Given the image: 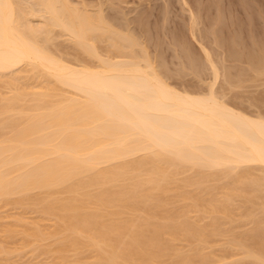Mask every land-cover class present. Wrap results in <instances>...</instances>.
Listing matches in <instances>:
<instances>
[{"label":"bare ground","instance_id":"bare-ground-1","mask_svg":"<svg viewBox=\"0 0 264 264\" xmlns=\"http://www.w3.org/2000/svg\"><path fill=\"white\" fill-rule=\"evenodd\" d=\"M109 1L0 0L10 6L0 7V204L20 210L2 218L0 208V221L13 219L0 222L4 242L19 235L13 241L19 246L0 242V260L15 264L14 252L20 256L37 243L33 249L53 253V264H262L264 97L250 98L252 106L260 100L261 112L243 109V98L225 97L242 84L255 85L252 79L264 80V42L255 51L220 49L233 24L224 34L214 24L205 31L199 26L208 25L211 0L198 1L201 15L189 0H179L190 42L210 74L199 80L205 90L180 88L179 80L170 83L169 62L159 59L164 48L152 54L139 32L143 17L133 19L120 6L123 20L117 21L104 4H121ZM184 42L177 45L195 72L201 59L196 64L194 45ZM170 46L172 52L176 45ZM228 53L253 71L251 80L246 68L233 75L222 66ZM29 210L36 217H26ZM237 222L250 227L238 223L237 231Z\"/></svg>","mask_w":264,"mask_h":264},{"label":"rangeland","instance_id":"rangeland-1","mask_svg":"<svg viewBox=\"0 0 264 264\" xmlns=\"http://www.w3.org/2000/svg\"><path fill=\"white\" fill-rule=\"evenodd\" d=\"M79 2V1H81V0H73V2ZM84 1H86L88 4H90V3H93V5H95L96 4V2L97 3H99V1H101V0H84ZM89 1V2H88ZM96 1V2H95ZM114 1L115 0H110L109 2H113L112 4H121V5H119L118 7L116 6V5H114V6H112L111 5V7H109L110 5H108L106 2V4L107 5H105L104 4V7L106 6V8H108L109 9V11H108V9H106L105 8V11H107L106 13L107 14H111L110 16L111 17H115L116 18V20H117V18H121L120 19V21H122L123 19V17L121 16L122 14H123V12H124V10H125V12H124V14L125 15H130L131 14V12H132V14H133V12H134V9H135V11L136 10H138V12L136 13H134V16L131 14V18H133V19H135V18H137V17H140V16H142L143 17V21H144V29H142V30H144V33H143V31L141 32V29H139V32L140 33H142L141 35H144V38L146 39H149V40H147L146 39V41H147V45H148V49L149 50H151L150 52L153 54V51L155 52V50H157V52L158 53H160V51H161V49L162 48H164L165 49V46L166 45H168L169 47H171L170 45H176L175 47L174 46H172V47H174L175 48V52H173L174 51V48H173V50H172V52H171V49H169V47L167 48V46H166V49L165 50H168V52H167V54H165L166 53V51L163 49V51H161V57L159 56V59L160 60H162V62L163 63H167V62H169L168 63V67L170 68V67H172V68H175V69H177L178 70V73H180V75H181V73H182V77H184V78H182L181 76V78L182 79H180V77H178L179 75L176 73V71L177 70H175V69H173V70H175V73L173 72V70H172V68H170V69H168V67H167V69H168V71L170 72V70L172 71V73L173 74H177L176 76H177V78H176V76H173V74H172V76L170 75V73H168V75L169 76H171V78H172V80L171 79H169V82H170V80L172 81V82H170V83H174V82H177L178 80V82L180 83V85L179 86H177L176 84L178 83H174V85H176L177 87H184V86H188L186 89H191L192 87V89H195V87H198V88H196V89H201V87L203 86V87H205V86H208V85H205L204 84V82H202V81H199L200 79H202V78H204V76H205V73H207V74H209L208 72H209V69L207 68V65H203V63L205 64V62L202 60V53H201V51L199 50V49H195V48H198V46H196L195 45V43H191L190 42V38L188 37L189 36V34H187L188 33V27L187 28H185L186 26H188V15H186L187 14V12L186 11H184V8H183V13L182 12H180V10H182L181 8V4L179 3L180 1L179 0H147V1H150L149 3L148 2H146V0H139L140 2H139V4L137 3L138 2V0H126L127 1V4L129 3V2H131L130 4H128V7H125V6H127V5H125L126 4V1H125V4H124V0H122V1H120V0H117V1H120V2H123V3H117V1H115V3H114ZM142 1V2H141ZM166 2V3H168L167 4V6H166V8L165 7H163V6H165V4L166 3H163V2ZM190 1V3H192V5H193V8H194V11L197 13V15L199 14V15H201L202 14V11H201V4H199V0H189ZM136 4H138V5H140L139 7H136V6H138L137 4L136 5H134V3ZM179 3V5L177 4V3ZM214 2V3H213ZM218 2V3H217ZM243 4H242V3ZM148 3V4H147ZM155 3V4H154ZM232 3V4H231ZM231 3H227V2H225V0H211V15H209V17L207 18V24L208 25H202V23L200 24V26L199 27H201L202 29L204 28V27H206L205 28V31H209L210 30V28L212 27V26H214V25H216L215 26V28L217 29H215V31L216 32H218V34H224V32H226V30H225V28H226V25L228 24V23H232L233 24V27H232V29H230L229 31H228V33H230V34H226V36H225V38H224V36L223 37H221L220 39H219V42H218V44L220 43V45H218L219 47L221 46V47H223V48H228V49H240V50H248V49H251V47H252V49L251 50H256L258 47H259V45H262L263 44V42H264V3L263 4H261V6H259L258 5V2L256 1V0H233V2L231 1ZM250 3V4H249ZM256 3V4H255ZM122 4H124V5H122ZM131 4H133V5H131ZM146 4V5H145ZM219 4V5H218ZM131 5V6H130ZM148 5V6H147ZM149 5H150V7H149ZM152 5V6H151ZM226 5V6H225ZM236 5V6H235ZM121 6V7H120ZM180 6V7H179ZM240 7V8H246L247 10V12H242V14L240 13V14H237L236 13V10H234V7ZM245 6V7H244ZM112 7H115L114 9H116V8H118V9H116V10H114V9H111ZM122 8V9H124V10H122V9H120V8ZM155 7V8H154ZM226 7V8H225ZM259 7V8H258ZM133 8V9H132ZM147 8H149L148 10H147ZM160 8V9H159ZM169 8V9H168ZM175 8V9H174ZM200 8V9H199ZM215 10H214V9ZM122 10L121 12H120V10ZM126 9H127V12H129V13H126ZM145 9V10H144ZM150 9H152V10H150ZM158 9H159V11H160V13H159V11H158ZM198 9H199V12H198ZM252 9V10H251ZM259 9V10H258ZM112 12H111V11ZM133 10V11H132ZM142 10H143V12H142ZM157 10V11H156ZM171 10H172V12H171ZM218 10L220 11L219 12V14L220 15H218V14H216V13H218ZM258 10V11H257ZM116 11H118L119 12V14H118V12H116ZM147 11V12H146ZM214 13H213V12ZM216 11V12H215ZM116 12V13H115ZM151 12V13H150ZM158 12V13H157ZM167 12V15H163V14H165ZM177 12V13H176ZM120 13H121V15H120ZM142 13H144V14H142ZM156 13V14H155ZM171 13V16L170 15H168V14H170ZM186 13V14H185ZM230 13H232V14H230ZM119 16H118V15ZM180 14V15H179ZM185 14V15H184ZM214 14V15H213ZM234 14H235V16H234ZM244 14V15H243ZM249 14H250V16H249ZM138 15V16H137ZM149 15V16H148ZM229 15V16H228ZM243 15V16H242ZM261 15H263V16H261ZM121 16V17H120ZM137 16V17H136ZM166 18H165V17ZM224 16V17H223ZM234 16V17H233ZM182 17H184V19H185V21H183L184 19L182 18ZM211 17V18H210ZM228 17V18H227ZM128 18H130V16L128 17ZM149 18V19H148ZM163 18L165 19L164 20V26H162L163 25ZM215 20H214V19ZM221 18V19H220ZM224 18V19H223ZM161 19H162V21H161ZM166 19H168L167 21H166ZM213 19V20H212ZM226 19V20H225ZM157 20H158V22H157ZM201 20V19H200ZM217 20H220L219 22H218V25L219 26H217V24H215V23H217L216 21ZM229 22H228V21ZM230 20H231V22H230ZM258 20V21H257ZM118 21V20H117ZM171 21V22H170ZM226 21V22H225ZM262 21V22H261ZM147 22V23H146ZM160 22V23H159ZM172 22H174V23H172ZM182 22V23H181ZM187 22V23H186ZM215 22V23H214ZM251 22V23H250ZM159 23V24H158ZM184 23V24H183ZM186 23V24H185ZM242 23V24H241ZM255 23V24H254ZM162 24V25H161ZM166 24V25H165ZM181 24V25H180ZM211 24V25H210ZM214 24V25H213ZM224 24V25H223ZM251 24V26H249ZM153 25H154V27H153ZM156 25V26H155ZM173 27H171V26ZM146 26V27H145ZM184 26V27H183ZM204 26V27H203ZM208 26H209V28H208ZM158 27V28H157ZM162 27H164V28H162ZM168 27V28H167ZM180 27H181V29H180ZM154 28V29H153ZM183 28V29H182ZM185 28V29H184ZM149 29H150V31H149ZM156 29V30H155ZM167 31H165V30ZM179 29H180V31H179ZM148 30V31H147ZM174 32L173 34H172V31ZM187 30V31H186ZM157 31V32H156ZM162 31V32H161ZM170 31V32H169ZM148 32L149 33H151V34H148ZM159 32V33H158ZM180 32V33H179ZM181 32H183V33H181ZM246 32V33H245ZM156 33H158V35H156L155 36V34ZM163 33V34H162ZM165 33V34H164ZM167 33V34H166ZM185 33V34H184ZM182 34V35H181ZM235 34V35H234ZM161 35V36H160ZM163 35H166L165 37H167V39H165V37H163ZM174 35V37H175V39H174V37L173 38H171V36H173ZM232 35V36H231ZM147 36V37H146ZM149 36H151V37H149ZM158 36V37H157ZM159 36H160V39H159ZM231 36V37H230ZM61 37V36H60ZM163 37V38H162ZM182 37V38H181ZM183 37H184V39H186V40H184L183 39ZM249 37V38H248ZM171 38V39H170ZM179 39V41H180V43H178L179 41H178V39ZM181 38V39H180ZM60 39H62L63 41H62V43L66 46L67 45V42L66 41H64V37H62V38H60ZM165 39V40H164ZM173 39V44H168L169 42H171V40ZM183 39V40H182ZM222 39V40H221ZM228 39V40H227ZM230 39V40H229ZM234 39V40H233ZM252 39H253V41H252ZM57 41L59 40V37H57V39H56ZM156 40V41H155ZM162 40V41H161ZM167 40V41H166ZM169 40V41H168ZM176 40V41H175ZM227 40V41H226ZM151 41V42H150ZM159 41V42H158ZM160 41H161V43H162V45L160 44ZM165 41V43L163 44V42ZM186 42V45H188V46H190L191 47V45L193 44L194 45V54L195 53H197V54H195L194 55V57L196 58V60H195V63H196V61H198V60H200V61H198V63H200L201 62V64L200 65H197L196 67L197 68H195V72H194V69H192L191 68V66L192 65H190V63H189V61H188V59H185L186 58V52H185V50L183 49V47H182V49H181V47L179 48V46L178 45H180L182 42ZM189 41V42H188ZM222 41V42H221ZM232 41V42H231ZM234 41V42H233ZM58 42H61L60 40L58 41ZM157 42V43H156ZM184 42V43H185ZM242 42V43H241ZM253 42H254V45H253ZM66 43V44H65ZM152 43V44H151ZM153 43H156V44H154V47L152 48V46L151 45H153ZM227 43V44H226ZM229 43V44H228ZM233 43V44H232ZM150 44V45H149ZM159 44V45H158ZM166 44V45H165ZM178 44V45H177ZM191 44V45H190ZM234 44L236 45V46H234ZM258 44V45H257ZM253 45V46H252ZM68 47H69V45H67ZM157 46H160V47H157ZM161 46H162V48H161ZM181 46H182V44H181ZM196 46V47H195ZM218 46H216V47H214V49H217L218 48ZM227 46V47H226ZM238 46H240V48L238 47ZM243 46V47H242ZM245 46V47H244ZM221 47H220V49H221ZM231 47H233V48H231ZM242 47V48H241ZM247 47V48H246ZM257 47V48H256ZM176 48H179L178 50L176 49ZM69 49H71V48H69ZM153 49H155V50H153ZM192 49V48H191ZM213 49V50H214ZM176 50H177V52H176ZM182 50V52H183V54H184V56H182L183 54H181L182 52H180ZM199 50V51H198ZM218 50V49H217ZM254 50V51H255ZM196 51V52H195ZM215 51V53L217 52L216 50H214ZM157 52H155V53H157ZM162 52H164V53H162ZM199 52L201 53V54H199ZM157 53V54H158ZM174 53H176V55H179V58H182V60H183V58H184V66L187 68V69H189V66H190V69H192V71L194 72V73H196V71L199 69V67H200V69L201 70H199L198 71V74L196 73L195 75H198V76H200L201 75V78L199 77H195V76H193V74H190L191 73V71H188V70H186V68H184V71H186V73L184 74V71H182V72H179L180 70H183L182 68L183 67H181L182 65L181 64H179L182 60L181 59H179L180 60V62H179V60H178V57L174 54ZM178 53V54H177ZM180 53V54H179ZM159 54V55H160ZM165 54V56L164 57H166V59H167V61H166V59L164 58V60L162 59V57H163V55ZM172 54H174V55H172ZM218 54V53H217ZM230 53H228V55H229ZM216 55V54H215ZM219 56H220V54H218ZM218 55H216V58L218 57ZM227 55V56H228ZM168 56H169V58H168ZM198 56H200V58L198 59ZM177 57V58H176ZM174 58V59H173ZM176 58V59H175ZM219 58H221V57H219ZM172 60L173 59V61L175 60L176 62H174L173 63V65H172V62L173 61H171L170 62V60ZM218 59V58H217ZM234 59L235 58H233V57H231L230 55L228 56V57H226V61L228 60V63L227 62H222V63H225V64H228V65H222V63L220 64V65H222V66H230L231 68H229L230 69V72L232 73V71H234V73H232L233 75L236 73L235 71H237L238 69H244L245 70V68H246V72H247V70H248V72H247V75L249 74V75H253L254 73H253V71H249L250 69H247L248 67H246L245 66V62H241L240 60H236L235 61V63H234ZM178 60V61H177ZM220 61H221V59H219ZM218 60V61H219ZM231 62H230V61ZM219 61V62H220ZM233 61V62H232ZM238 61V62H237ZM239 61L241 62V63H239ZM178 62V64H179V66H177L176 65V63ZM185 62H188L189 64H185ZM171 63V64H170ZM182 63V62H181ZM198 63H196V64H198ZM245 63V64H244ZM195 64V65H196ZM237 64H241V65H244V66H241L240 68H237V67H239ZM195 65H194V67H195ZM233 65L236 67H233ZM165 66V65H164ZM175 66H177V67H175ZM206 66V67H205ZM179 67H180V69H179ZM203 67H205V69H203ZM223 67V68H224ZM244 67V68H243ZM166 68V67H165ZM233 68V69H232ZM167 69H165V71H167ZM189 69V70H190ZM202 69L204 70V72L202 71ZM206 69H208V72L206 71ZM232 69V70H231ZM167 71V72H168ZM187 71L189 72V74L187 73ZM221 71H223L224 72V69L223 70H221ZM202 72H203V74H202ZM249 72H251V73H249ZM184 74V75H183ZM206 74V75H207ZM249 75L248 76H245V77H247V79L249 78ZM210 74L206 77V78H204V79H202V80H205V82H206V80L207 79H210ZM176 79V81H173L174 80V78ZM221 77V79L219 78V80H221L222 81V83H224L225 81H224V79L222 80V78H223V76H220ZM170 78V77H169ZM196 78H198V80L196 79ZM250 80H251V78H249ZM248 79V80H249ZM261 79V80H260ZM185 81L184 83L182 82L181 83V81ZM218 80V81H219ZM252 81H254V83H255V85L256 84H258V85H253V84H248V82H247V80H246V82L247 83H245V80L243 81L245 84H242L243 82H241V84H242V86L241 87H239V88H237L236 90H234V91H232V86L231 85H229L231 88H229L228 86H227V88H229V89H231L230 91V95L228 94V97H225V98H227V100L229 101V100H231V102L234 100L233 99V97H231V94H232V96H234V98H235V100L237 99V98H239L240 97V99L239 100H241L242 98V105H244L245 107H243V109H246L247 110V108H249L248 110L251 112V110H253V111H257L256 109H258L260 106H258V104L260 105L261 104V102H260V100H259V102H257L256 104V106H258V108L256 107V106H252V105H255V103L253 104V102L251 103L250 102V100L252 99H254V100H256L257 101V99L258 98H262L261 97V95H263V97H264V92H263V90H264V80H263V78H259V80L257 79V82L255 81V79H252ZM252 81H250L251 83H253ZM260 81H262V83H263V85H260L259 84V82ZM186 82H188V84L186 83ZM201 82V83H200ZM197 84V86H193V84ZM220 83V82H219ZM219 83H215V88H217V89H219ZM187 84V85H186ZM216 84H218V85H216ZM225 84L226 85H228V83L227 82H225ZM184 85V86H183ZM191 85H192V87H191ZM220 85H221V83H220ZM224 84H222V86H223ZM245 85H247V86H245ZM249 85H251V86H249ZM260 85V86H259ZM222 86H221V89H223L222 88ZM200 87V88H199ZM203 87H202V89H203ZM226 86H224V88H225ZM234 87H235V85H234ZM245 87V88H244ZM185 88V87H184ZM208 88V87H207ZM191 89V90H192ZM206 89V87L204 88V90ZM225 90H226V88H225ZM223 91V90H221V91H223L224 93L226 92V91ZM228 90V89H227ZM218 91H220V89L218 90ZM220 91V92H221ZM229 91V90H228ZM228 91H227V93H228ZM235 92H237V93H235ZM260 92V93H259ZM241 95H240V94ZM263 93V94H262ZM255 94H257V97L258 98H256L255 96ZM258 94H260V97H259V95ZM227 95V94H226ZM238 95V96H237ZM230 96V97H229ZM242 96V97H241ZM254 98H253V97ZM229 98V99H228ZM251 98V99H250ZM263 100H264V98H263ZM261 101H262V99H261ZM234 102H236V101H234ZM240 102L237 100V102L235 103V104H237V105H240V107H242L241 106V104H239ZM251 103V104H250ZM262 103H264V101H262ZM250 104V105H249ZM264 105V104H263ZM254 107H256V109L254 108ZM261 108V109H260ZM259 108V110H260V112L262 111V109L264 108V106H263V108H262V106ZM247 110V111H248ZM252 111V112H253ZM264 112V111H263ZM9 205V206H8ZM7 206H8V208H5V206H2L1 204H0V208L1 209H3L4 208V210H2V218H4L5 217V214L7 213V212H9V213H7V215L9 214H11L10 216H14L15 215V213H18L20 210L19 209H17L16 208V210L14 209V211L12 210L13 209V206H12V204H8ZM3 208H2V207ZM12 206V207H11ZM11 207V208H10ZM15 208V207H14ZM7 209H9L8 211H7ZM11 210L13 211V212H15V213H13V212H11ZM18 210V211H17ZM17 211V212H16ZM30 211H32V210H29L28 211V213H25L26 215V217H30V215H28L29 214V212ZM0 212H1V210H0ZM5 212V213H4ZM4 213V214H3ZM12 213H13V215H12ZM31 213V212H30ZM32 213H34L35 214V216L32 214ZM31 214L33 215H31L32 217L31 218H33V217H36V215L38 214H36V212H32ZM1 214V213H0ZM4 215V216H3ZM6 217H8V216H6ZM5 217V218H6ZM11 219V221H13V219L12 218H10ZM10 219H7V221H9L10 222ZM5 220V219H4ZM6 220L5 221H0V222H4V223H8ZM238 223H240L239 225H241L242 226V224H244V226H242V228L244 227V229H246L245 227H248L249 226V223L248 224H246V223H243L242 222V224H241V222H237L236 223V225L238 224ZM239 225H237L236 226V229H237V227L239 226ZM241 226H239L238 228H241ZM250 227V226H249ZM248 227V228H249ZM241 228V229H242ZM237 231H241L240 229H237ZM1 233V232H0ZM19 235H17L16 237L19 239V237H18ZM4 238V235H0V238ZM16 237H15V240H16ZM2 238V239H3ZM14 238H12V239H9L8 241L10 242V244H8V241L6 240V242H4V239L3 240H0V242L2 241L3 242V245H5V246H9V247H13L14 245H18L19 246V241L17 240V243L18 244H15L16 242H13V241H15V240H13ZM12 242L14 243V245L13 246H11L12 245ZM48 242H50V241H47V239H46V242L44 241V243L43 244H45V243H48ZM6 243L8 244V245H6ZM1 244V243H0ZM33 244H34V242H33ZM35 244H37V243H35ZM30 245V246H32V247H30V249H33V247H35V246H37V245ZM41 244H42V242H41ZM27 246H29V245H27ZM27 246H25V247H27ZM14 247H16V246H14ZM216 247H217V249H218V251L220 250V245H217L216 244ZM216 247L214 248V249H216ZM29 247H27V248H24V249H22L21 251H24V252H22V254L20 253V256L18 255V252H14V254H16L15 255V258L13 257L14 256V254H13V256H10L11 258L13 257V260H15V264L16 263H20V264H49V262H50V264H53L52 263V261L53 260H51V258L53 259V253L52 254H49L50 252H47V253H43V255L39 252V254H37V252L33 249L32 251H34V252H32L30 249H28ZM26 249H28V250H26ZM216 249V250H217ZM32 254H31V253ZM34 254V255H33ZM47 254L50 256L51 255V257L49 258V256H47ZM0 257H2L1 255H0ZM9 257V258H10ZM11 258H10V261L12 262V263H14L12 260H11ZM1 259V258H0ZM50 259V260H49ZM3 260H5V259H3ZM1 262H0V264L2 263V260H0ZM5 263V262H4ZM3 264V263H2Z\"/></svg>","mask_w":264,"mask_h":264},{"label":"snow or ice","instance_id":"snow-or-ice-1","mask_svg":"<svg viewBox=\"0 0 264 264\" xmlns=\"http://www.w3.org/2000/svg\"><path fill=\"white\" fill-rule=\"evenodd\" d=\"M0 7H10L8 5H0ZM262 264H264V261H262Z\"/></svg>","mask_w":264,"mask_h":264}]
</instances>
